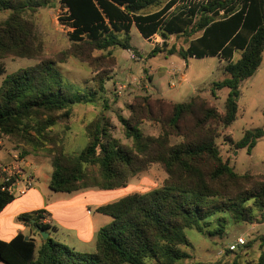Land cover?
<instances>
[{
  "label": "trees",
  "instance_id": "1",
  "mask_svg": "<svg viewBox=\"0 0 264 264\" xmlns=\"http://www.w3.org/2000/svg\"><path fill=\"white\" fill-rule=\"evenodd\" d=\"M180 1L183 6L166 17ZM61 4L66 10L61 22L71 29L69 40L88 63L113 66V49L136 51L131 46L135 25L145 39L159 35L165 41L170 36L191 40L187 49L155 48L151 56L166 52L183 60L219 57L226 61V78L213 83L212 95L225 88L230 93L224 113L201 95L184 103L139 96L128 106L127 118L118 116L132 147L113 136L111 121L102 114L88 127V145L69 156L64 137L54 128L70 120L74 106L95 104L96 95L106 93L105 79L94 91L74 92L63 83L56 62L49 60L6 75L7 58L41 57L42 43L25 13L36 12L46 2L0 0V11L10 12L0 24V77L5 76L0 87V135L21 149L23 158L51 159V191L123 189L154 165L167 174L158 189L129 194L98 208L112 222L98 231L93 253L78 252L51 237L42 239L38 247L34 239L18 234L9 242L0 240V264H183L190 259L183 250L190 246L186 230L203 233L213 219L217 227L209 235L223 236L227 216L236 223L256 224L257 215L264 213V177L238 175L223 160L217 139L221 129L238 119L241 84L263 63L264 0H61ZM151 8L159 10L145 13ZM198 34L202 35L195 37ZM235 51L241 52L237 61ZM97 52L108 55L96 56ZM107 103L103 107L108 109ZM147 122L160 124L161 134L146 136L141 126ZM263 137L264 129H256L239 142L228 141L251 153ZM173 139L179 141L172 143ZM14 199L0 187V213ZM42 213L23 214L19 220L49 232ZM231 264H264V253L256 262L241 263L236 258Z\"/></svg>",
  "mask_w": 264,
  "mask_h": 264
},
{
  "label": "rangeland",
  "instance_id": "2",
  "mask_svg": "<svg viewBox=\"0 0 264 264\" xmlns=\"http://www.w3.org/2000/svg\"><path fill=\"white\" fill-rule=\"evenodd\" d=\"M41 1L46 2V5L36 12L27 11L25 18L34 25L35 33L42 43V55L37 59L7 58L4 60L6 75L15 74L43 60H49L56 62V69L63 83L74 92L94 91L101 80L105 79L106 93H98L95 104L74 106L70 120L67 123L63 121L54 128L55 133L64 137L67 155L76 156L88 145L90 142L88 127L102 114L111 121L113 136L121 140L124 145L132 147L133 142L124 136L118 116L123 115L127 118L128 106L139 96L184 103L195 95H201L224 113L230 90L225 88L216 91L215 97L212 92L213 83L226 78V61L218 57L183 60L178 54L168 55L166 52L151 56L154 47L161 50L175 47L179 51L187 48L191 40L172 36L165 47L162 46L163 39L159 36L154 46L134 27L131 31V45L136 51H132L131 54L120 48L113 49L111 53L116 60L113 66L104 67L99 62L88 63L85 57L75 52L74 44L69 40L71 29L66 23L61 22V18L66 14L61 0ZM183 4V1H180L176 10ZM155 10L156 8H151L146 13ZM9 16L10 12L0 11V24ZM95 55L107 56L108 52H97ZM132 55L136 59L133 60ZM238 58L240 55H237ZM4 78L5 76L0 77V87ZM104 101H108V109L103 107ZM141 129L146 136H159L162 132V126L152 122L145 123ZM256 129H264V55L263 63L257 73L240 86L238 119L229 128L221 129V135L217 139V146L223 160L228 161L238 175L263 178L264 137L258 140L251 153L247 149H236L234 144L228 141V138H231L233 142H239L246 132ZM178 141L179 139H173L172 143ZM166 179L167 174L164 170L159 165H154L130 180L128 186L113 197L115 199L158 189L163 186ZM73 197L67 195L66 198ZM257 216L259 221L256 224L236 223L227 216L223 236L209 235V232L217 227L213 219L210 220L209 226L204 227L203 233L195 229L186 230L185 235L190 241V246L183 247V250L190 255V259L183 264H231L236 258L241 263L258 261L264 253V222H262L264 213ZM65 234L68 233L65 232ZM37 236L40 240L39 235ZM239 239H242L245 245L232 251L231 247L236 245ZM95 249L94 243L92 246H87L80 242L77 246L78 252L93 253ZM228 250L231 252L228 253ZM149 264L158 263L153 261Z\"/></svg>",
  "mask_w": 264,
  "mask_h": 264
},
{
  "label": "crops",
  "instance_id": "3",
  "mask_svg": "<svg viewBox=\"0 0 264 264\" xmlns=\"http://www.w3.org/2000/svg\"><path fill=\"white\" fill-rule=\"evenodd\" d=\"M176 7L177 5L166 14V17L174 13ZM158 10L156 8L155 11L149 13H154ZM134 27L136 26L133 25L132 29ZM201 35L198 34L195 37H200ZM157 37L159 35H154L146 40L156 46L154 43H157ZM168 40H163L162 46H167ZM237 55L241 57V52H234V61L240 59H237ZM21 154L22 150L17 149L8 137L0 135V172L4 168L17 166L26 176L33 178L34 181L33 187L26 194L14 196V201L0 213V240L9 242L18 234H23L27 238L34 239L37 246L40 247L42 238L38 230L21 222L19 216L43 212V222L51 227L48 232L49 237L76 251L80 242L87 244V246H92L94 243L96 248L98 231L112 222L111 217L98 213L97 210L103 205L123 198L122 196L115 199L113 197L120 194L121 189L112 191L88 189L72 194L53 192L49 188L53 173L51 159L39 155H29L23 158ZM19 186L21 187L22 184H19ZM67 195L74 197L67 199ZM65 232L68 234H65ZM37 235H39L40 240Z\"/></svg>",
  "mask_w": 264,
  "mask_h": 264
},
{
  "label": "built area",
  "instance_id": "4",
  "mask_svg": "<svg viewBox=\"0 0 264 264\" xmlns=\"http://www.w3.org/2000/svg\"><path fill=\"white\" fill-rule=\"evenodd\" d=\"M131 52L132 50H128ZM133 60L136 59L135 56L131 57ZM140 59V58H138ZM19 160V158H17ZM19 184H22L20 187ZM34 185L33 178L26 176L19 167H7L0 172V187L2 191H7L13 196H21L27 193ZM245 245L242 239L237 241L236 245L231 247L235 250L237 247Z\"/></svg>",
  "mask_w": 264,
  "mask_h": 264
},
{
  "label": "water",
  "instance_id": "5",
  "mask_svg": "<svg viewBox=\"0 0 264 264\" xmlns=\"http://www.w3.org/2000/svg\"><path fill=\"white\" fill-rule=\"evenodd\" d=\"M39 234L41 235L42 239L45 241L49 238V233L48 232H45V231H40L38 230ZM26 240H28V238H26ZM7 264V263H5Z\"/></svg>",
  "mask_w": 264,
  "mask_h": 264
}]
</instances>
